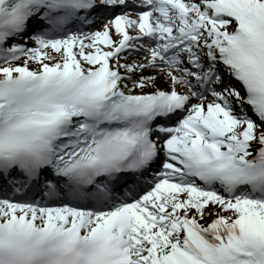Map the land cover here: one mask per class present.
<instances>
[{
	"label": "snow or ice",
	"instance_id": "6c2138e0",
	"mask_svg": "<svg viewBox=\"0 0 264 264\" xmlns=\"http://www.w3.org/2000/svg\"><path fill=\"white\" fill-rule=\"evenodd\" d=\"M0 264H264V0H0Z\"/></svg>",
	"mask_w": 264,
	"mask_h": 264
}]
</instances>
